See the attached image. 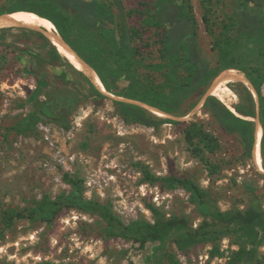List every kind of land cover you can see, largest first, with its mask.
Segmentation results:
<instances>
[{
  "label": "rangeland",
  "instance_id": "1",
  "mask_svg": "<svg viewBox=\"0 0 264 264\" xmlns=\"http://www.w3.org/2000/svg\"><path fill=\"white\" fill-rule=\"evenodd\" d=\"M121 1L126 12L148 10L155 2ZM218 2L212 12L213 32H210L203 20V0H192L199 49L214 69H236L221 64L215 34L222 33V20L236 8L237 0ZM22 4V0H0V12ZM16 12L19 11L9 13ZM124 21L140 27L142 17L134 12L127 14ZM35 37L25 40L21 29L15 27L0 45L1 53L7 54V62L0 61V264H170L168 252L174 253L181 264H227L231 253L239 248L230 234L203 241L192 239L183 250L176 243L175 232L167 238L163 251L156 253L160 241L148 238V234L155 235L156 231L153 228L146 231L155 223L151 206L167 217L187 218L194 228L205 217L186 189L146 181L142 167L160 176L193 178L223 212L246 210L252 204L264 209V172L258 169L253 153L247 156L236 138L204 105L179 120L180 123L155 127L129 120L116 99L87 98L71 116L72 127L68 130L46 117L27 132L14 130L32 110L38 90L35 72L50 71L88 90L86 78H90L67 62L61 63L52 48L40 45ZM143 37V52L155 59L159 48L155 30H145ZM19 52L22 61L17 60ZM228 85L226 101H221L237 113L235 107L245 99L247 85L243 82ZM190 122L218 138L219 149L215 153L204 151L197 155L191 150L185 137ZM261 154L264 166L262 148ZM65 173L84 178L86 197L111 203L126 223L142 220L145 227L133 239L111 237L99 215L76 208L64 209L52 224L28 218L15 219L12 225L4 222L11 209L32 207L45 194L54 198L68 193L71 186L65 181ZM144 239L148 240L142 246ZM259 253L260 259L252 264H264V243Z\"/></svg>",
  "mask_w": 264,
  "mask_h": 264
},
{
  "label": "trees",
  "instance_id": "2",
  "mask_svg": "<svg viewBox=\"0 0 264 264\" xmlns=\"http://www.w3.org/2000/svg\"><path fill=\"white\" fill-rule=\"evenodd\" d=\"M22 2V5L1 11L0 14L35 12L47 19L78 52L101 84L115 95L144 101L169 113L186 116L222 71L214 69L201 56L198 22L192 0H155L148 10L127 12L121 0ZM217 3L218 0H203V20L210 32H213L212 12ZM134 12L140 13L142 17L140 27L129 26L124 21L127 14ZM222 25V33L215 34L220 62L247 74L259 94V119L264 128V0H237L236 8L224 17ZM13 28L0 29V45L9 38ZM18 29H21L25 40L37 36L35 39L40 45L51 47L61 63L67 62L80 72L61 55L44 33L26 27ZM147 29L155 30L156 42L159 44L155 59L142 50L143 32ZM22 59L19 52L17 60ZM0 61L7 62V54L1 53V50ZM35 76L38 81L37 95L32 102L31 112L14 127L19 132L33 129L43 117L68 130L72 127L71 116L83 100L108 98L88 78L86 92L76 83L50 71L35 72ZM245 89V99L235 107L239 114L214 95L207 97L204 107L212 112L236 138L244 153L251 157L256 123L248 117L257 118L258 111L255 96L248 86ZM115 103L129 120L137 123L155 127L168 122L180 123L158 116L136 103L117 100ZM185 137L197 155L204 151L215 153L219 149L218 138L196 123H189ZM261 148L264 154V135ZM142 172L146 181L160 183L167 188L186 189L205 217V221L194 228L187 218L178 215L167 217L161 210L151 206L155 223L149 225L146 231L152 228L156 231L155 235L148 234V238L160 241L155 249L157 254L163 251L167 238L175 232L176 243L183 250L192 239L203 241L230 234L236 238L239 248L231 253L227 264H252L260 259L259 247L264 243V209L258 204H252L246 210L223 212L209 192L193 178L160 176L145 166ZM64 178L71 186L68 193H61L54 198L45 194L32 207L11 209L6 213L4 222L12 225L15 219L28 218L52 224L64 209L76 208L99 215L105 222L106 234L111 237L133 239L145 227L142 220L126 223L115 213L111 203L86 197L84 178L69 173H65ZM145 239L141 242L142 246L148 240ZM166 255L170 264H181L174 253L168 252Z\"/></svg>",
  "mask_w": 264,
  "mask_h": 264
},
{
  "label": "bare ground",
  "instance_id": "3",
  "mask_svg": "<svg viewBox=\"0 0 264 264\" xmlns=\"http://www.w3.org/2000/svg\"><path fill=\"white\" fill-rule=\"evenodd\" d=\"M7 27H27L31 29H35L44 33L48 39L54 44L55 48L61 53V55L66 58L77 70L84 72L90 78H92L93 82L106 94H110V92L100 83L99 79L93 72L84 64L80 55L70 46V44L59 34L56 30V27L49 22L44 17L40 16L35 12H16V13H3L0 15V29ZM231 82H243L246 84L250 90L252 91L255 98H257L258 93L255 86L252 82L244 75L240 73L236 69H226L222 70L211 82V85L208 89L207 95L217 96L220 100L226 101V93L230 90L229 85ZM118 99L126 100L129 102H136L141 104V106L147 108L158 116L166 117L170 116L168 113L163 110L147 105L138 100L128 99L121 96H116ZM204 103V99L199 103L196 107H202ZM229 105V104H228ZM233 110L234 108L229 105ZM195 109V110H196ZM189 115L181 117V119L188 118ZM167 118V117H166ZM256 120V139L253 147V159L260 171L264 172L263 159L261 154V140L263 133V125L258 118ZM254 120V121H255Z\"/></svg>",
  "mask_w": 264,
  "mask_h": 264
},
{
  "label": "water",
  "instance_id": "4",
  "mask_svg": "<svg viewBox=\"0 0 264 264\" xmlns=\"http://www.w3.org/2000/svg\"><path fill=\"white\" fill-rule=\"evenodd\" d=\"M0 15H2V14H0ZM23 28H25V27H23ZM28 29H30V28H28ZM34 30V29H33ZM56 30H57V28H56ZM37 31V30H36ZM58 31V30H57ZM59 32V31H58ZM60 34V33H59ZM61 35V34H60ZM62 36V35H61ZM71 46V45H70ZM72 47V46H71ZM73 48V47H72ZM74 49V48H73ZM75 50V49H74ZM76 51V50H75ZM77 52V51H76ZM78 53V52H77ZM87 75V74H86ZM88 76V75H87ZM89 77V76H88ZM247 77V76H246ZM90 78V77H89ZM248 78V77H247ZM90 80L92 81V83L102 92V93H104L94 82H93V80H92V78H90ZM250 80V79H249ZM251 81V80H250ZM253 84V83H252ZM110 92V91H109ZM207 92H208V89H207V91L205 92V94L202 96V98H201V100L199 101V103L204 99V103H205V101H206V99H207V97L208 96H206L207 95ZM258 93V92H257ZM105 95H107L109 98H112V99H116V100H121V101H124V102H129V101H126V100H122V99H118V98H116L114 95L115 94H113L112 92H110V94H106V93H104ZM116 96H118V95H116ZM210 96V95H209ZM122 97V96H121ZM124 98H126V97H124ZM128 99H130V98H128ZM256 99V102H257V111H258V116H257V118H258V120H260L259 119V94H258V96H257V98H255ZM134 100V99H133ZM139 101V100H138ZM141 102H143V103H146V102H144V101H141ZM130 103H136V102H130ZM199 103L197 104V106L199 105ZM204 103H203V105H204ZM136 104H138V103H136ZM147 105H150V104H148V103H146ZM138 105H141V104H138ZM202 105V106H203ZM150 106H152V105H150ZM155 107V106H154ZM158 108V107H157ZM160 109V108H159ZM195 109H196V107L195 108H193V110L188 114L189 116L193 113V111H195ZM162 110V109H161ZM164 111V110H163ZM164 112H166V113H168L170 116H166L167 118H171V119H174V120H177V121H179V120H184V119H181V117H184V116H178V115H175V114H172V113H169V112H167V111H164ZM187 116V115H186Z\"/></svg>",
  "mask_w": 264,
  "mask_h": 264
}]
</instances>
